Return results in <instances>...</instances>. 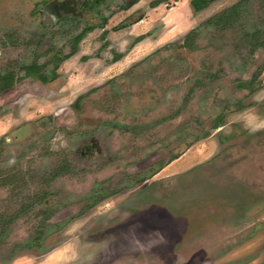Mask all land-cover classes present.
Segmentation results:
<instances>
[{
	"label": "rangeland",
	"instance_id": "374dc122",
	"mask_svg": "<svg viewBox=\"0 0 264 264\" xmlns=\"http://www.w3.org/2000/svg\"><path fill=\"white\" fill-rule=\"evenodd\" d=\"M64 1L0 0V76L37 62L51 78L49 59L93 28L55 80L25 78L0 94V264H264V195L247 182L264 165V0H217L199 12L193 0L58 9ZM49 3L60 18L42 24ZM187 35L189 46H177ZM119 74L159 94L202 76L197 116L157 121L162 107L145 94L104 87ZM115 108L150 110L149 124L134 127L138 141L115 136ZM181 127L187 141L167 153L163 134ZM100 134L109 152L92 151L88 165L71 157Z\"/></svg>",
	"mask_w": 264,
	"mask_h": 264
},
{
	"label": "flooded vegetation",
	"instance_id": "af4514ba",
	"mask_svg": "<svg viewBox=\"0 0 264 264\" xmlns=\"http://www.w3.org/2000/svg\"><path fill=\"white\" fill-rule=\"evenodd\" d=\"M246 1H248V0H246ZM92 2H93L92 5L99 4V0H92ZM64 6H66V7L70 6L73 9L75 8L74 5H72L71 0L70 1L69 0L68 1L65 0L63 4L60 3L58 5V9L61 8V7H64ZM53 8H54V6L50 8V3H49L48 9H43V10L40 11V14L41 15L43 14L46 17L45 21L44 20L41 21L42 24H45L46 21H48V22L50 21L49 23L51 24L57 18L58 19L60 18L59 16H57V15H59V12L57 10H54ZM90 27L91 26H89L88 28H90ZM85 29H87V28H85ZM83 31H81V33H83ZM86 33H88V32H86ZM188 37H189V35H187L184 38V40L182 41L181 45H177V46H179L180 48L181 47L182 48H187L189 46V44H188L189 41H187ZM76 38H75V43H76ZM256 38L257 37L254 36V39H256ZM81 39L78 40L77 43L79 41H81ZM259 44H263V42H261ZM259 44H257V46ZM171 46H174V45H170V44L168 45L167 44L160 51L168 50V49H170L169 47H171ZM77 49H78L77 48V44H74V46L70 49L69 53H66V54H55V55H53L51 57V59H49V61H52L50 63L53 64V69H52L53 75H52L51 78H49L45 74V71H44L45 63L40 64V63H37V62H33V63L29 64V65L20 66L18 70H19V72L20 71L23 72V74L20 75V76H18L16 74H13L12 72L7 73V75L13 74V76H14V81L13 82H14V85H15L17 82H19L18 79L25 75L24 71L21 68L36 64L39 68L41 67L40 68V73L45 75V77L48 79V82L51 81V80H55L57 78V73H56L57 65H59V63L65 61V60H68L69 58L73 57L77 53ZM73 50H75V52H73ZM117 55H120V53H115L114 54V56H113L114 63L117 61V60H115V56H117ZM54 60H56L58 62L56 63ZM180 70H181L180 68L177 69V70L175 69V71H177V72H179ZM2 76H4V75H2ZM120 76H122V75L121 74L114 75L110 79L112 80L113 78H117V77L118 78H124L123 76L122 77H120ZM26 78H31V77H26ZM118 78L116 80L112 81L113 82L112 86H109V84H105L104 87L105 88L108 87V89H114V90H116L117 88L121 89V87H122L124 90L134 91L135 95L137 97H140V95L145 94L147 96V98H146V102L147 103L156 104V105L159 106V109L162 107L160 109L161 115H159V117L157 118V121H159V122L163 120V123H165L166 125H169V124H172V122L175 119H177L178 117H180L182 115H183L184 119L186 117L191 119L190 115L197 116V110L194 108V104L196 102L194 101L195 98L193 97V95L196 93L197 90H199L201 88V84L203 82L202 76L194 77L193 79H191V83H190L189 87H187L186 89H185L184 86H182L183 87V91L182 92H178V93L173 92V89L171 88L170 89L171 91L167 90V91L163 92L162 94L157 93V91L155 90L154 87H150L149 85H145L141 80L131 79L130 82H127V79H118ZM24 79L25 78H23L22 80H24ZM31 79H34V78H31ZM22 80H20V81H22ZM34 80H38V79H34ZM38 81H40V80H38ZM40 82L43 83L42 81H40ZM43 84H46V83H43ZM154 84H155V82H154ZM95 92L91 93L89 96L91 97L93 94H96L98 91L96 93ZM101 97L104 100L107 99V101H106L107 104L111 103V100L113 101V99L115 98L114 95H112V94L109 95V92L102 93ZM162 100H164V101H162ZM212 105L215 106V103H211V106ZM114 111H117V112L111 114V116L113 118L111 120L112 123H110L109 125H111V126L112 125L119 126V129H114L113 127H111V129H114L115 131L118 132V134L115 133L116 134L115 136L118 137L120 141H122L124 139L128 140L127 138H129V137L133 138L131 141H138V137L141 136V134H138L139 133V129L136 130V128H134V127L138 126L141 123L147 122L145 119H146V116H148L150 114V110H148L146 112H144V110H141L140 114H133V115L126 114V111H124V109H122V108H115ZM144 113H146V115ZM215 120H216V122H218L217 126L215 128H219L220 124H221V122H220L221 120L219 119V121H218L217 117L215 118ZM152 124L155 125L156 121L154 123H152ZM186 124H184V125H186ZM181 128H183L184 130H180L178 136H175V135L173 136L171 134H166V133L163 134L164 135V139L162 140L163 141V147H165V150L167 151V153L170 151V148L175 143H177V142L183 143V141H187V137L188 136H186V127H181ZM166 131H170V129L168 128ZM100 135H101L100 137H98L96 135H91V136H88L87 138L83 139V141L86 142V144H84L82 146V150L83 151L81 152V154L83 156L80 154V151L78 152L77 150H74V152H73L74 155L72 154L71 157H75L77 160L79 158L83 162L87 161L86 163L88 165L89 160H86V159L90 156L92 151L94 153L95 152H100L101 154L105 153L107 151L109 152V148L106 149V147H105L106 146L105 141H106V137L107 136H104V134H100ZM159 135L160 134L156 133V139H160L161 138ZM155 140H151L150 141V142H152V145H150L149 147L154 146V143H155L154 141ZM101 141H102V144H101ZM82 143H84V142H82ZM100 147H102L103 149H101ZM123 147H125V148L121 149V152L124 153V151H125L126 153H129V155H131V156L135 155V153L132 154V152H135V150L133 149L134 147L132 146V143L129 144V146L126 145V143H124ZM174 148H176V147H173L172 149H174ZM125 149H127V150H125ZM148 151H149V154H150V153H152L153 149L147 150V152ZM246 154H248V152H246ZM103 156H105V154H103ZM232 160L233 161L231 162V164H234L235 163L234 162V156L232 157ZM75 162H76L75 160H69V161L67 160L65 163L66 164L67 163L68 164H71V163L74 164ZM87 165H82V167L84 169H87L88 168ZM62 171H64V170H62ZM65 172L66 171H64L62 173H65ZM259 173L262 174L260 177L250 178V180H248L247 182L251 185L249 189H257V191H260V193H262V195H264V190H262L263 187H264L262 184H264V183H261L262 180L264 181V165L259 168ZM236 177L239 178V175H237ZM233 178L236 179L235 176H233ZM0 183H1V181H0Z\"/></svg>",
	"mask_w": 264,
	"mask_h": 264
},
{
	"label": "trees",
	"instance_id": "16d2710c",
	"mask_svg": "<svg viewBox=\"0 0 264 264\" xmlns=\"http://www.w3.org/2000/svg\"><path fill=\"white\" fill-rule=\"evenodd\" d=\"M168 1L169 0H154V1H152L149 4V6L151 8H155L159 4L166 3ZM215 1H217V0H193L191 2V6H192V9H193L194 12H199V11L207 8L211 3L215 2ZM244 1H246V0H244ZM214 18H212V20ZM91 29H93V28L92 27L87 28V29H85L83 31V33L78 35L77 38H76V43L75 44H77V41L80 40L81 38H83V35H85L86 32H89ZM73 52H75V50H73ZM120 57H121L120 55L115 56V60H118ZM40 68L36 64L30 65V66H26V67H22L21 69L24 71L25 75L23 77H20L18 80L20 81L23 78L31 77V78H34V79H38V80L42 81L43 83H47L48 79L45 77V75L40 73ZM13 81H14L13 74L0 76V94L5 92L6 90L12 88L13 85H14Z\"/></svg>",
	"mask_w": 264,
	"mask_h": 264
}]
</instances>
